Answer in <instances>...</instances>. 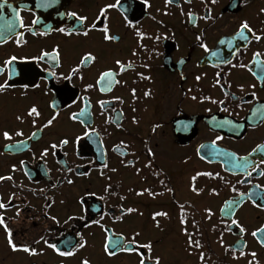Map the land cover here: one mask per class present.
<instances>
[{"label": "flooded vegetation", "instance_id": "obj_1", "mask_svg": "<svg viewBox=\"0 0 264 264\" xmlns=\"http://www.w3.org/2000/svg\"><path fill=\"white\" fill-rule=\"evenodd\" d=\"M47 2L0 0V84L10 85L0 92V176L12 177L0 181V198L15 194L0 213L13 242L38 253L13 252L0 226V264H139L136 252L111 243L126 246L135 233L160 264H264V245L252 236L264 227V148L253 151L264 145V0ZM107 5L116 6L100 16ZM244 21L259 41L237 38ZM105 26L115 39H104ZM42 52L49 56L39 59ZM87 54L95 59L82 64ZM117 60L134 67L121 72ZM107 70L119 83H97ZM32 106L39 116L27 115ZM199 117L211 120L191 122ZM179 118L187 119L184 142L174 134ZM214 150L236 158L234 173ZM157 212L167 216L154 220ZM189 234L201 247H189Z\"/></svg>", "mask_w": 264, "mask_h": 264}, {"label": "snow or ice", "instance_id": "obj_2", "mask_svg": "<svg viewBox=\"0 0 264 264\" xmlns=\"http://www.w3.org/2000/svg\"><path fill=\"white\" fill-rule=\"evenodd\" d=\"M186 2H190V0H186ZM213 2H215V0H213ZM165 3H166V5L167 4H171V3H175V0H165ZM43 6L44 7H48V6H50V4L47 2V0H45V3H44ZM115 6L116 5H107L104 8H101L99 15L100 16H103L105 14V12L107 11L108 8L115 7ZM0 7H3V5L0 4ZM262 11H264V10H262ZM67 15H70V16H73V17H76L77 16V14L75 12L68 13ZM188 15H189V19L191 20L192 13H189ZM79 19L81 21H83V20H86L87 17H79ZM21 26H23V25L21 24ZM92 27L95 28V24H93ZM102 30H103V32L105 34L104 35V39L105 40H113V39H115V37L109 35V29H108L107 26H105ZM59 31L63 32L64 29H59ZM84 34L87 35L86 32ZM248 34H251L252 35V38H254L257 41H259L261 39V37L259 35H256L255 33H253V30L250 28L248 22L247 21H244V22H242L240 24L239 29H238V32H237L236 35H237V38L240 39V40H248L249 39V35ZM140 35H141V39H143L144 38L143 34H140ZM156 39L159 40L160 37H156ZM197 39L200 40V37L198 36ZM19 43H20V41L17 40V44L18 45H19ZM221 43H224V41H221ZM200 46L203 47L205 49V51H208L209 50L207 48V45L206 44H203L202 43ZM57 55H58V53H57ZM213 55L215 56V55H217V53H213ZM255 55L256 56H259L260 53H256ZM48 56H49V53L48 52H42L41 55H40V57H39V59L42 60V59H44V58H46ZM16 59L17 58L15 56L11 57L9 60L5 61V66L11 65L12 61H15ZM53 59H55V57H53ZM94 59L95 58L92 57L91 54H87L82 59L81 63L83 64V63H85V62H87L89 60H94ZM116 64L119 66L121 72L128 70V68L134 67V65L131 62H129L127 65H124V64L121 63V61L117 60L116 61ZM233 66L235 67V65H233ZM240 67H246V65L241 64ZM76 71H78L77 68L72 69V72L73 73H75ZM3 72H4V68H0V74H2ZM8 75H9V79H10L11 78V75H12L11 71L9 72ZM50 75L55 76L56 74L54 72H52V73H50ZM115 76H116V73H114L112 70H107V71L101 72L97 83H100L101 81H104V82L108 83L109 85H111L112 83H119L118 80H115L114 79ZM144 78H146V77H144ZM64 79H70V77L65 76ZM197 80H199V77H197ZM217 83H219V81H217ZM9 87H10V85L8 84V82L6 80L4 83L0 84V92L6 90ZM24 87L27 88L28 86L27 85H24ZM89 87H91V86H89ZM133 95H135V91L134 90H133ZM145 95L147 96V95H149V93L146 92ZM252 95L254 96L255 93H253ZM192 99H196V97L193 96ZM205 99H208V98H205ZM213 102H215V101H213ZM101 104L103 105V102H101ZM257 111H259V109H257ZM84 114L85 113L83 111H81L80 115L83 116ZM27 115L29 117L39 116V112H38V110H37V108L35 106H32L28 110ZM77 118H78L77 117V114L76 113H73L72 114V119H77ZM21 119L22 118L20 116H17V120H21ZM53 119H55V117H53ZM81 122H83V121H81ZM33 123H35V120H33ZM51 124H52V119H50V120L47 121V125H51ZM153 131H155V129H153ZM87 134L88 133H85V135H87ZM16 135L17 136H22L23 133L18 131V132H16ZM32 135L35 136L36 133H33ZM3 136H4V138L6 140H11L12 139V136L7 131L3 132ZM217 139H221V137H217ZM67 142H68L67 140H62L61 141L62 144H67ZM19 144L22 145L23 144V141H20ZM7 147H11V145H8ZM51 147L52 148H56L57 145L56 144H52ZM203 147H204V145H201V148H203ZM261 148H264V145H257L256 148L253 149V151H256L257 149H261ZM46 151L47 150H45V153H46ZM148 154L150 156L154 155L151 152L150 149H149ZM241 159L244 160V161H247V157H242ZM130 163H132V162H130ZM148 166H150V165H148ZM237 167H246V163L245 164H237ZM13 170H15V168H13ZM113 171H115V169H113ZM262 174H264V173H262ZM197 175L211 176L212 174L211 173H197ZM11 179H12L11 176H0V181L11 180ZM192 179L195 180L196 177H193ZM69 183H72V181H69ZM193 191H196V189L193 188ZM137 194L138 195H143L142 192L141 193H137ZM14 195L15 194H12V196L9 197L8 203L3 202L2 198H0V210H7L9 207H12L13 206L11 204V201H12V198H13ZM152 195H156V193H152ZM241 195H243V194H241ZM122 199H123V197H122ZM257 206H260V205H257ZM180 207H181V224H185L186 223V220L184 219V216H183V205H180ZM231 207L232 206L229 205V208L227 209V211L230 212L231 211ZM133 211H135V209H132V208L127 209V212H129V213H131ZM206 211L208 212L209 217H210L211 216V210L210 209H207ZM222 211H225V209H222ZM19 214H20V211H19V207L17 206L16 215L19 216ZM157 216H167V213L157 212V213H155L153 215V219L155 220V218ZM52 219L55 220V217H52ZM231 222L234 225L238 224V221L235 220V219H233ZM97 223H99V222L97 221ZM0 226H3L4 231L6 233V238H7L8 245L10 246V248L12 249L13 252L22 251V252L27 253L29 255H37L38 254L37 253V250L35 248H31V247H29L26 244L25 245H17L16 243L13 242L11 229L8 228V225H7L6 221H5V217L3 216L2 213H0ZM158 226H159V224L157 222V227ZM184 231L187 232L186 229H184ZM241 231L243 232L244 229L241 228ZM258 233H260V236H258ZM138 235H139V233H135L132 236V238L128 241V243H127L126 246L123 245L121 243V241H119V240H117L115 242H111L112 243V246L114 248H120V250H122L124 252H127V253L136 252V254L140 256L139 264H160V258L159 257H156L155 259H153L151 257L152 244L150 242L149 243H145V244H139V243H137L135 237L138 236ZM252 236L253 237H257L258 240H259V242L262 245H264V227H262L260 229H257L256 231H253L252 232ZM40 239L43 240L44 238L41 237ZM39 242L40 241H35V243H39ZM44 243L48 247H50L54 251H56L60 256H65L66 257V256H72V255H74V252L73 251H71V250L61 251L57 247L56 244H50V243H48L47 240H44ZM67 243L68 242H66V244ZM133 245H135V247H133ZM188 245H189V247H196V248L201 247L200 242L198 240L197 241H193L190 234L188 235ZM79 246L80 247H84V243H80ZM141 248L146 249L147 252L146 253H143V254L140 253L139 249H141ZM105 252H107L108 255H114L115 254V252L109 251V245L108 244L105 245ZM240 255L243 256V255H245V253L243 251H241L240 252ZM251 255L253 257H255L256 256V253L253 252V253H251ZM203 258H204L203 257V253H201L200 259L203 260ZM234 258H236V257H234ZM82 264H89V262L87 260H84V261H82ZM249 264H251V261L249 262Z\"/></svg>", "mask_w": 264, "mask_h": 264}, {"label": "water", "instance_id": "obj_3", "mask_svg": "<svg viewBox=\"0 0 264 264\" xmlns=\"http://www.w3.org/2000/svg\"><path fill=\"white\" fill-rule=\"evenodd\" d=\"M200 119H203L207 123H209L211 120V119L206 118V117H199V118H194L191 122L198 121ZM186 122H187L186 118H179L174 124V134L179 140H181L183 142L185 141V138H184L185 132L183 131V128H184ZM213 152H214V154L218 155L219 162L224 166L225 171L230 172V173H234L229 168V165L232 163H238L236 158L234 156H232L231 154L225 152V151L214 150ZM200 157L203 158L204 160H206L207 162L212 161L210 154L207 153L205 151V149H203V151L200 150ZM245 199H246L245 197H241L239 199H235V200H232V201L226 203L225 208H224L225 211L229 208V205L232 206L231 209L238 207L243 201H245ZM225 211H222V213L224 214Z\"/></svg>", "mask_w": 264, "mask_h": 264}]
</instances>
